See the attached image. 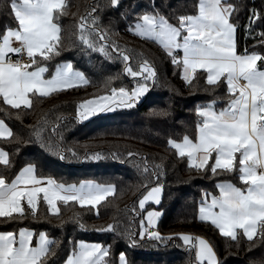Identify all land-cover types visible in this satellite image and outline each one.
Listing matches in <instances>:
<instances>
[{
  "label": "trees",
  "instance_id": "trees-1",
  "mask_svg": "<svg viewBox=\"0 0 264 264\" xmlns=\"http://www.w3.org/2000/svg\"><path fill=\"white\" fill-rule=\"evenodd\" d=\"M121 2L120 12L104 9L99 13L100 28L107 32L108 42H114L119 50L130 56L128 63L133 68L138 69L139 64L147 60L156 72L155 85L150 82L149 92L133 108H114L82 122L77 117V108L82 102L112 94V88L130 90L135 86V81L124 73L120 59L109 60L99 53L81 51L83 46L78 40L81 17L88 16L91 7L103 4L105 0H65L67 7L63 11L66 14L60 15L58 20L62 29L61 54L47 65L49 73L46 77L49 78L57 64L70 61L75 70L85 73L88 83L53 92L47 97L32 95L30 107L13 108L0 99V119L13 133L8 139H0V148L9 153L11 161L7 170L0 165V172L4 173L7 182L10 183L26 164L33 163L38 177H50L64 184L79 185L82 181L111 184L113 193L95 207L81 206L72 201L67 205L60 202V213L56 217L48 212L41 199L35 217L27 205H24L23 216L13 213L12 217H0V232L17 233L21 228L35 233L45 231L49 238L57 241L55 254L49 257L48 264H63L81 241L110 245L106 258L109 264H118L122 251L131 264H193L194 250L189 251L187 246H182L180 234L200 236L209 241L223 264H264V241L257 238L256 244L250 248V243L242 235L238 237L239 243L233 242L221 237L211 223L198 218L203 194H216V184L222 181L243 187L238 175L220 170L213 175L210 170L204 173L190 169L186 158L177 157L175 150L167 145L168 138L179 141L183 135L195 137V126L200 119L195 113L197 105L216 101L214 108L217 112L227 106L230 94L226 84L221 83L218 87L207 85L206 73L199 69L191 83H186L182 79V67L173 65L171 57L160 45L127 30L130 23L134 24L135 17L151 10L153 4L156 11L175 24L176 16L195 11L198 0ZM231 2L240 4L233 17L238 25V52L243 53L247 49L264 53L259 37V33L264 31V20L252 25V34L245 31L251 9L264 16V0ZM9 6L10 0H0V32L5 25L15 26L8 15ZM125 11L129 13L127 19L120 15ZM116 55L114 52L113 56ZM160 112L167 115H159ZM38 135L46 143L58 147L65 158L60 159L41 148L39 143L32 142ZM17 137L21 141L19 144ZM129 151L136 154L135 158L128 157ZM93 153H100L103 158H85ZM145 160L148 172L144 171ZM211 163L213 158L209 160ZM156 165L161 167L157 169ZM156 172L164 186L162 202L160 205L148 203L141 210L139 199L145 193L146 185L154 186L157 182L153 174ZM150 210L162 213L157 231L161 236L172 239L165 246L149 240L147 236L140 241L137 236L141 246L129 247L127 237L140 231L141 220L145 223V215ZM76 213L80 223L85 225L84 229L70 219ZM108 224H113L116 231L98 230ZM36 239L34 235V243Z\"/></svg>",
  "mask_w": 264,
  "mask_h": 264
},
{
  "label": "snow or ice",
  "instance_id": "snow-or-ice-1",
  "mask_svg": "<svg viewBox=\"0 0 264 264\" xmlns=\"http://www.w3.org/2000/svg\"><path fill=\"white\" fill-rule=\"evenodd\" d=\"M122 6L121 0H105L96 7L90 6L89 15L81 17L78 40L83 46L82 52L99 53L109 60L120 59L124 73L135 81V86L130 90L125 87L112 88L110 96L82 102L77 108V117L81 122L114 108L131 109L149 92L150 82L152 86L155 85L154 67L145 60L138 69L133 68L128 63L130 56L119 50L114 42H108L107 32L100 28L99 13L104 9L120 12ZM66 7L64 0H10L8 15L15 26L5 25L0 32V97L13 108L21 105L30 107L32 100L29 94L47 97L50 93L78 86L79 83H88L85 73L75 70L70 61L57 64L49 78L45 76L49 73L48 62L61 54L62 29L58 20L60 15L66 14L63 11ZM239 8L240 4H234L231 0H198L195 11L176 16L177 22L174 24L156 11L153 4L151 10L138 14L127 30L160 45L171 57L172 64L182 67V79L186 83H191L199 69L206 73L207 85L218 87L221 83L226 84L227 93L230 94L227 106L217 112L214 108L216 101L197 105L195 113L200 119L195 126V137L183 135L179 141L168 138L167 145L175 150L177 157L186 158L190 169L204 173L210 170L213 175L217 174V170L238 175L243 187L220 182L216 184L218 195L203 194L198 218L202 222H210L221 237L233 242L239 243L238 237L242 235L251 248L257 238L264 241V53L247 49L243 53L238 52L235 38L238 25L233 17ZM250 12L249 24L245 26L248 35L252 34L253 24L264 20L256 9ZM120 15L127 19L129 13L125 11ZM259 37L261 45H264V31L259 33ZM16 44L18 46H14ZM22 52H26L31 64H23L19 59L12 60L10 54ZM114 52L117 53L115 57ZM180 52L182 56L178 54ZM241 80L245 83L240 84ZM159 115L167 113L160 112ZM12 135L0 120V137ZM16 142H21L19 137ZM32 142L39 143L41 148L58 155L60 159L65 158L58 147L46 143L39 135ZM213 154L214 162L209 164ZM72 155L76 156L74 152ZM127 155L130 158L136 156L131 151ZM85 158L100 160L103 157L100 153H93ZM0 165L5 170L11 165L9 153L3 149H0ZM160 167L156 165L157 169ZM144 171L148 172L146 160ZM153 174L157 182L154 186H145V193L138 202L141 210L148 202L156 205L162 202L164 186L159 182V173ZM113 190L111 184L93 181H82L79 185L64 184L50 177H38L36 166L28 163L10 183L0 172V217H12L13 213L25 215L22 201H26L35 217L41 199L47 205L48 212L56 217L60 213L58 202L67 205L72 201L81 206L95 207ZM161 215L158 210L147 211V225L141 220L140 231L127 237L129 247L141 246L137 236L140 241L147 236L149 240L166 246L172 238H165L152 230ZM70 219L81 229L85 228L79 221L78 213ZM98 230L115 232L116 228L108 224L106 228ZM34 235L38 238L35 246H32ZM179 239L183 242L182 246H187L189 251L194 250L193 264H205V261L207 264H223L206 239L189 234H180ZM56 244L57 241L49 238L45 231L35 233L21 228L18 240L14 232H0V264H48L49 257L55 254ZM110 250V245L81 241L64 264H109L106 258ZM118 264H131L123 251L119 253Z\"/></svg>",
  "mask_w": 264,
  "mask_h": 264
},
{
  "label": "crops",
  "instance_id": "crops-1",
  "mask_svg": "<svg viewBox=\"0 0 264 264\" xmlns=\"http://www.w3.org/2000/svg\"><path fill=\"white\" fill-rule=\"evenodd\" d=\"M64 2H65V0H64ZM235 38H236V34H235ZM14 46H18V44H16V45H14ZM179 55L180 56H182V52H180L179 53ZM10 56H11V58L14 56V54H10ZM31 70V69H30ZM45 76H46V74H45ZM46 78H48V77H46ZM240 84H244L245 82L243 81V80H241L240 82H239ZM81 84H84V83H79L78 84V86L79 85H81ZM75 87V86H74ZM51 94V93H50ZM29 97H30V99H31V97H32V94H29ZM0 99L1 100H3V97H0ZM4 101V100H3ZM8 105V104H7ZM9 106H11V105H9ZM12 107V106H11ZM20 107H25L24 105H21ZM0 120H2V119H0ZM3 121V120H2ZM4 123H5V125L8 127V125L6 124V122L5 121H3ZM9 128V127H8ZM10 129V128H9ZM9 137H0V139H8ZM0 149H2V148H0ZM5 151V150H4ZM213 162H214V154H213ZM222 182H228V181H222ZM220 183V182H219ZM232 183V182H231ZM234 184V183H233ZM237 186V185H236ZM20 187H25V185H20ZM113 193V192H112ZM112 193H110V194H112ZM109 194V195H110ZM219 194V190L217 189V193L216 194H213V195H218ZM108 196V195H107ZM41 197H42V194H41ZM209 199H210V197H209ZM39 203V202H38ZM59 203L60 202H58V204H57V207L59 208ZM154 204V203H153ZM24 205H27V203H26V201H22V206L24 207ZM150 211H152V210H150ZM146 215H147V213H146ZM146 215H145V217H146ZM160 218H161V216H160ZM159 218V219H160ZM159 219L156 221V225H155V227L153 228V229H157L156 227H157V224H158V222H159ZM210 223V222H209ZM145 224L147 225V220L145 219ZM26 229V228H25ZM16 234V237H17V240L19 239V231L17 232V233H15ZM38 238V237H37ZM33 241H34V237H33ZM32 241V246H35V243ZM35 242H36V240H35ZM82 242H84V243H87V244H93V243H88V242H85V241H82ZM64 264V263H63ZM205 264H207V262L205 261Z\"/></svg>",
  "mask_w": 264,
  "mask_h": 264
},
{
  "label": "built area",
  "instance_id": "built-area-1",
  "mask_svg": "<svg viewBox=\"0 0 264 264\" xmlns=\"http://www.w3.org/2000/svg\"><path fill=\"white\" fill-rule=\"evenodd\" d=\"M19 59L23 64H31V59L27 56L26 52H22L20 54H14L12 60L15 61ZM153 231H157V229H152Z\"/></svg>",
  "mask_w": 264,
  "mask_h": 264
},
{
  "label": "rangeland",
  "instance_id": "rangeland-1",
  "mask_svg": "<svg viewBox=\"0 0 264 264\" xmlns=\"http://www.w3.org/2000/svg\"><path fill=\"white\" fill-rule=\"evenodd\" d=\"M152 41V40H151ZM155 42V41H154ZM111 94H108L107 96H110ZM104 96H106V95H104ZM104 96H101V97H104ZM143 98V97H142ZM142 98H140V100L139 101H141L142 100ZM93 99H95V98H93ZM90 100H92V99H90ZM87 101H89V100H87ZM138 101V102H139ZM103 113V112H102ZM98 114H100V113H97L96 115H98ZM96 115H94V116H96ZM94 116H92V117H94ZM92 117H90L89 119H91ZM88 120V119H87ZM84 121H86V120H84ZM148 203H152V202H148ZM148 203H146V205L148 204ZM145 205V206H146ZM87 244V243H86Z\"/></svg>",
  "mask_w": 264,
  "mask_h": 264
}]
</instances>
